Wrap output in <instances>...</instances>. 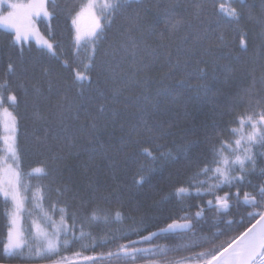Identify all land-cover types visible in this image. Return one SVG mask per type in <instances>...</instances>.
Returning a JSON list of instances; mask_svg holds the SVG:
<instances>
[{"label": "snow or ice", "instance_id": "6c2138e0", "mask_svg": "<svg viewBox=\"0 0 264 264\" xmlns=\"http://www.w3.org/2000/svg\"><path fill=\"white\" fill-rule=\"evenodd\" d=\"M230 7L225 11V5L221 2L216 6V0H212L213 11L210 16L218 17L217 29L220 34L214 41H209L206 48L197 57L195 48L178 47L173 51L170 46L160 44L156 48L144 45L143 54L137 59V50L140 43L135 38H130L128 43L122 44L125 49L131 48L132 64L135 71L127 79L121 78L117 85L114 75L108 74L110 64L101 59L97 62L98 49L96 41L101 39L105 30L104 19L109 17V25L116 15H123L130 21V27L126 30L129 34L132 31L140 32L141 35H158L161 40L166 38V33L174 31L180 24L184 23L183 17H176V5L169 0L166 7L159 9L158 16H149L150 8L145 0H105L100 9V15L93 12L94 26L91 29L89 42L93 44L91 51L87 55V63L84 64L86 70L96 69V80L85 71L75 70L73 83L88 81L94 87L85 90L83 86L78 88L74 99H69L67 95L61 96L55 105H50L48 111L42 112L39 104L42 100H47L43 88L39 84L32 85L34 122L44 125L43 135L35 137L38 146L44 147L49 141H54L62 147L51 155V164L60 171H66L71 175L74 168L80 169L83 177L110 175L113 181L112 193L116 199H120L123 185L118 181L117 172L122 164L127 163L125 150L133 144H140L138 139L147 135L149 138L159 139L167 135L168 129L176 126L172 120L161 121L159 117L170 109H183L185 119H191L192 114L187 110V105L193 101H199L211 105L213 116L224 115L223 108L230 109L232 116L231 124L237 125L229 129H220L217 121L213 118L211 124L202 122L200 133L203 140L186 139L185 143L178 146L173 154L172 150L161 152L159 156L154 155L151 147H142L139 154L149 160L159 161V171H163L171 164H179L186 161L191 165L193 159L199 161L200 156L196 151L201 143L210 144L211 160H205L203 167L194 174L185 184H180L173 188L164 197L165 200L180 202L186 196L192 194L193 190L197 196L202 194H214L224 187L236 188V192L225 191L223 195H215V201L208 200L209 209L214 208L216 218L231 229L233 225H244L243 231L230 236L217 243L221 235H224L219 227L216 231L208 234L198 233L195 228V221L203 218L205 209L198 207L194 217L185 213L179 219L182 222L173 220L165 228H160L157 232H149L147 235H139L141 229L132 227L134 234L139 235L137 240H128L127 243L119 244L115 251H108L99 256H82L81 252H73L72 256H61V250L68 251L73 245L91 237L93 243L96 238L91 232L85 231L86 226H90L93 221H98V209H93L91 217L85 215L81 217L77 213L71 216V223L68 222L65 208H60L59 222L53 219L48 212L43 209L44 195L41 192L43 185L38 187L33 194V203L40 209V218L33 219L31 239L26 237V232L20 223L21 214L24 212V201L27 197L23 194L28 191V185L24 182L21 171L20 156L17 145V117L3 108V112L9 117L5 122L4 142L8 156L3 158L6 162L11 159L12 163L6 168H0V196L4 198L7 205L11 202V208L6 209L8 216V228L6 242L3 243L4 258L20 259H40L48 260L50 264H101L107 260L109 264L113 261L116 264H136V261L143 260L145 264H264V182L253 184L249 179L251 176L259 175L264 177V167L258 169L259 158L264 157V53L249 64L242 61L239 55L233 53L231 42L226 39V33L221 28L219 18L227 17L224 28L230 29L234 37L239 36V48L246 52L248 49V32L243 27L245 22L254 21L260 28V36L264 40V0L259 2V10L255 11L256 4L249 0H229ZM51 5V11L48 5ZM6 5L10 11L6 16H0V24L14 30L10 43L20 44L26 42L30 36H36L37 42L46 47L50 52L54 45L49 40L40 36L34 26V19L43 16L51 21L56 15L59 6L56 0H33L28 5L9 3L8 0H0V6ZM97 7L95 3L88 5L89 10ZM194 9V19L198 21V31L190 33L193 41H200L203 37L200 32L207 33L212 29L213 21L210 16H204L206 4L195 2L186 5ZM23 10V17L27 20V27L22 30L17 22ZM81 12L72 16V9H67V15L71 17V23L76 29V43L79 47L83 39L79 27L78 18ZM163 24L164 31H158V26ZM185 41L189 36H185ZM264 48V43H262ZM212 49L225 50L220 56H213L210 60L204 59L211 53ZM54 54V53H53ZM105 55H109L106 51ZM114 55V53H113ZM21 64L19 71L24 73L27 69L23 66V51L20 52ZM67 65V61H64ZM18 66L11 61L8 63L7 72L15 75ZM143 72V76L139 73ZM155 72V75L152 73ZM257 72L259 73V83L261 88L256 90ZM44 76H48V70L44 69ZM244 78L251 77L248 87L241 88L235 97H232L227 104H221L222 97L228 98L225 91L230 88L237 76ZM48 91H53L54 85L49 79ZM136 86L140 89L136 95H124L129 86ZM9 82L5 80L0 84V105L3 104L2 91L8 88ZM24 88L23 82L18 85ZM26 91V89H25ZM11 104L18 102V97L11 92L7 96ZM243 108L242 111H235ZM136 123L131 125L127 135L119 137V146L113 145L118 131H123L125 127L126 114L129 110ZM220 109L221 111L217 112ZM166 126V127H165ZM194 125V129H195ZM250 131H246L249 129ZM227 131L235 139L224 137ZM210 133L214 134L210 135ZM125 153V159H120ZM202 155V153H201ZM70 162V163H66ZM157 168H141L140 174L134 179L136 186H142L152 178V174ZM179 171V169H178ZM47 165L36 167L31 170L29 176H35L37 180L49 175ZM207 177V180H196L199 176ZM7 177V179H5ZM208 180L215 181L204 185ZM105 185L99 179H88L83 186V192L79 190L73 193V198L79 199L82 206L100 199L108 200L102 195ZM250 187L252 191H244L241 197V188ZM71 189L65 186L63 189L57 188L58 194H66ZM203 190V191H202ZM247 206L253 211L247 213V218L240 221L234 219L224 220L230 209ZM55 211V204L52 206ZM105 223H109V216L103 217ZM120 212H116L113 222H121ZM142 223V221H141ZM177 230L191 233L185 243L178 248H169L164 245L153 244L152 241L161 233H174ZM126 238V234L122 233ZM115 238V237H113ZM34 242V243H33ZM205 245H208L205 247ZM87 244H81L82 249H87ZM201 248V251H191ZM178 251H189L190 254L178 258H169V253ZM58 257V259H53Z\"/></svg>", "mask_w": 264, "mask_h": 264}, {"label": "trees", "instance_id": "16d2710c", "mask_svg": "<svg viewBox=\"0 0 264 264\" xmlns=\"http://www.w3.org/2000/svg\"><path fill=\"white\" fill-rule=\"evenodd\" d=\"M19 1V2H26ZM86 0H56L59 9L57 15L51 20L45 19L43 16L37 21V29L44 39L49 40L54 45L53 51L50 52L46 47L37 42L36 36H30L26 42L20 44L10 43L12 36L15 35L13 30H6L0 28V84H4L5 80L9 82L8 88L2 91L3 104L0 106L6 107L13 115L17 117V145L18 154L20 156L21 171L23 173L24 182L29 186L28 191L25 194L26 200V213L25 222L27 221V213L35 215L40 212L39 208H36L33 201V194L36 189L43 185L41 192L44 195L43 209L53 217L54 220L59 222L60 208H65L67 212L68 222L71 223V216L73 213L79 214L81 217L85 215L91 217L93 209H98L97 215L100 216L98 221H93L90 226L85 227V231L91 232L92 237H95V243H93L91 237L78 242L73 245L68 251L61 250V256L71 257L73 252H81L82 256H99L102 253L108 251H115L116 247L121 243H127V241L135 240L139 238V235H146L149 232L163 228L172 223L173 220L180 221V217L185 213L194 217L198 207L205 209L203 218L195 221V228L198 233L208 234L216 231L219 227L224 231V235H221L217 240L219 243L222 240L229 238L230 236L237 234L239 231H243L244 225H233L231 229L223 223L222 220L216 218L215 209H209L207 205L208 200L215 201V195H223L225 191L236 192V188L229 189L224 187L222 190H218L214 194H202L197 196L193 190L192 194L186 196L183 201L165 200L164 197L173 190L174 187L180 184H185L190 178L194 177V174L199 171L200 167H203L205 160H211L210 144L201 143L196 151V155L200 156L199 161L193 159L191 165L186 161H182L179 164H171L167 166L162 172L159 171V161H151L142 154H139V149L142 147H151L154 155L159 156L161 152H167L172 150L173 154L177 151L178 146L185 143L186 139H200L203 140L200 133V124L207 122L211 124L214 118L220 129H229L237 125L231 124L232 116L229 114L230 109L225 107L222 111L224 115L213 116L211 112V105L203 102L193 101L187 105V110L192 114L191 119H185L183 116V109H170L162 114L159 119L161 121L172 120L176 126L168 129V134L162 138L155 139L149 138L147 135L138 139L142 140L140 144H133L125 150L127 163L122 164L121 169L117 172L118 181L123 185L120 193V199H116L115 194L112 193L113 181L110 179V175L101 174L99 177L93 176L91 173L89 177H83L80 174L79 168H74L71 175L66 171H60L58 168L51 164V155L56 153L62 147L54 141H49V144L44 147H40L35 139L38 135H43L44 125L34 122L32 118L33 112V96L32 85L39 84L44 91L47 100H42L39 107L42 112H47L50 105H55L61 96L67 95L69 99H74L77 95V90L81 85L87 91L94 87L89 85L88 81H83L74 84L75 70L85 71L87 75L92 77L93 82L96 80V69L84 68V64L87 63V55L91 51L93 44L90 45L86 42H81L78 47L74 39L73 26L71 23V17L67 15V9H72V16H74ZM11 2V1H10ZM176 5L175 14L176 17H183L184 23L180 24L174 31L166 33V38L161 40L158 35H141L140 32L132 31L130 34L126 31L130 27V21L123 15H116L109 25L106 16L104 19L105 30L101 39L96 41L97 62L104 59L109 62L110 67L108 69L109 75H114L117 85L120 84L121 78L127 79L133 74L135 68L132 64L131 48L125 49L122 44L128 43L130 38H135L140 43V49L137 50V59L143 54L142 49L144 45L156 48L160 44L170 46L173 51L178 47L195 48L197 57L200 52L207 47L209 41H214L220 34V29H217L218 17L210 16L213 11L212 0H202L206 4L204 16H210L213 21L212 29L207 33L200 32L203 37L200 41H193L190 33L195 34L198 31V21L194 19V9L186 7V5L193 2V0H172ZM195 2H201V0H195ZM225 5V11L230 7L229 0H216V6L219 7L220 3ZM250 3L256 4L255 11L259 10L260 0H249ZM18 3V2H17ZM145 3L150 8L149 16H158L159 9L156 5L159 4L160 8H164L168 5L169 0H145ZM19 4V3H18ZM6 6V5H5ZM51 11V5H48ZM24 20V22H23ZM23 15L18 19V23H21L25 28L27 27ZM221 28L226 33V39L231 42L233 53L240 56L242 61H246L249 64L256 60L261 53H264L262 48V40L260 36V28L254 21L245 22L243 27L248 32V49L243 52L239 48V36L234 37L233 32L230 29L224 28L227 23V17L222 15L219 18ZM0 27H5L1 25ZM9 28V27H6ZM158 31H164L163 24L158 26ZM188 35L189 39L185 41V36ZM23 51V66L27 69L26 72L21 73L19 71V65L21 64L20 52ZM109 55H105V52ZM225 50L212 49L209 55H206L204 59L210 60L213 56H220ZM54 53V54H53ZM114 53V55H113ZM11 61L18 66L17 73L15 75L7 72L8 63ZM64 61H67L65 65ZM44 69L48 70V76L43 75ZM155 75V72L152 73ZM144 73H139V76H143ZM257 83L255 85L256 90L259 91L261 85L259 83V73L257 72ZM51 79L54 88L51 93L48 91L47 81ZM23 82L25 87L19 88L18 85ZM251 83V77L237 78L232 82L230 88L225 91L228 93V98L222 97L220 99L221 104H227L228 101L235 97L241 88L248 87ZM26 89V91H25ZM140 89L134 85L129 86L124 95H136ZM15 94L18 97L17 104L13 105L8 101L7 96L9 93ZM243 108H237L235 111H242ZM132 111L126 114L124 121L125 127L123 131L116 133V138L113 140L115 147L119 146V137L127 135L131 129V125L135 124V118L132 116ZM221 111L220 109L217 112ZM194 125L196 126L194 129ZM166 127V126H165ZM246 131H250L246 129ZM210 135H213L210 133ZM1 136V132H0ZM224 137L229 139H235L227 131L224 132ZM3 150V144L0 138V155ZM125 153L121 154L120 159H125ZM202 153V155H201ZM70 163V162H66ZM49 175L43 179L37 180L35 176H29L33 168L45 167ZM157 168L152 174V178L149 183L142 186L134 185L133 181L141 172V168ZM264 167V157L259 158L258 169ZM179 169V171H178ZM99 179L101 184L105 185L102 195L108 197V200L100 199L98 201L90 202L86 206H82L79 199L73 198V193L78 190L82 193L83 186L88 182V179ZM196 180H207V177L201 175L195 178ZM249 179L253 184H259L264 182V177L259 175L251 176ZM215 181L208 180L204 185V188H208L209 184ZM65 186L71 190L66 194H58L57 188L63 189ZM203 191V190H202ZM244 191H252L250 187L241 188V197ZM55 204V211L52 206ZM11 208L9 203H4V198L0 196V264H50L48 260L40 259H20V258H4L3 257V243L6 242L8 216L6 215V209ZM253 211V209L241 205L240 207L233 206L227 215L223 217L224 220L229 218L236 221H240L242 217L247 218V213ZM116 212H120L122 216L121 222H113L115 220ZM109 216V223H105L103 217ZM142 221V223H141ZM132 227H139L141 229L139 235L130 231ZM26 237L31 239L29 228H25ZM122 233L126 234V238L122 236ZM191 233L178 231L174 233L160 234V236L152 241L153 244L164 245L169 248H178L185 243L187 237ZM115 237V238H113ZM81 244H87V249H82ZM208 245H205L207 247ZM201 248L192 249L191 251H201ZM189 251H178L169 253V258H178L180 256L189 255ZM58 259V257H53ZM84 264V263H83ZM101 264H109L107 260L102 261ZM112 264H116L115 261ZM136 264H145L143 260L136 261Z\"/></svg>", "mask_w": 264, "mask_h": 264}, {"label": "rangeland", "instance_id": "374dc122", "mask_svg": "<svg viewBox=\"0 0 264 264\" xmlns=\"http://www.w3.org/2000/svg\"><path fill=\"white\" fill-rule=\"evenodd\" d=\"M19 1H24V0H8L9 3H17L18 2L19 4H23V5H28V4L33 2V0H27L25 3L24 2H19ZM90 3H95L97 5V7L94 10L90 11L89 8H88V5ZM104 3H105V0H86L84 2V4L81 6V8L79 9L78 12H81V9L84 10L83 14L78 18V27H79L80 33H81V35L83 37L81 42H86V43L92 45V43L89 42L90 38L88 36V34L90 33L91 29L94 26V19H93V14L92 13L95 12L96 15H100V9L104 5ZM8 11H10V9L7 6H5V5L4 6H0V16H6ZM22 15H23V10H22L21 16ZM37 21H38V19H34V26L35 27H37ZM23 22H24V20H23ZM25 23L27 25V20L25 21ZM19 24L22 25L21 23H19ZM1 25H3V24H0V26ZM3 26H5V25H3ZM6 27L7 26H5L4 28L3 27H0V28L6 29V30H11V31L13 30L11 28H6ZM73 34H74V39H75V37H76V29H75L74 26H73ZM75 41H76V39H75ZM3 108H6V107L0 106V132H1L0 138H1V141H2V144H3V150H2V153L0 155V168H6L8 166V164L12 163L11 159H7L6 162L3 159V158L8 156L7 148H6V145H5V142H4V137L7 135V133L5 132L4 125H5V122L9 120V117L3 112ZM5 179H7V177H5ZM26 200L24 201V209L25 210L21 214L20 223H21V225L23 226L24 229L25 228H29V233H30V236H31L30 229L32 228V221H33V219H39L40 218V212L36 213L35 215H31V216H30V213H27V216L29 218H27V221L25 222L24 221L25 220L24 214L26 213ZM32 203H33V201H32ZM9 205L11 207V202H9ZM25 232H27V231L25 230Z\"/></svg>", "mask_w": 264, "mask_h": 264}, {"label": "water", "instance_id": "95a60500", "mask_svg": "<svg viewBox=\"0 0 264 264\" xmlns=\"http://www.w3.org/2000/svg\"><path fill=\"white\" fill-rule=\"evenodd\" d=\"M166 227V226H165ZM165 227H163V228H165ZM159 229H157V230H155V231H152V232H157ZM178 231H181V230H177L176 232H178ZM165 233H169V232H165ZM165 233H161V234H165ZM147 235V234H146ZM137 239H139V238H137ZM137 239H135V240H137ZM84 262L83 261H78V264H83Z\"/></svg>", "mask_w": 264, "mask_h": 264}, {"label": "flooded vegetation", "instance_id": "af4514ba", "mask_svg": "<svg viewBox=\"0 0 264 264\" xmlns=\"http://www.w3.org/2000/svg\"><path fill=\"white\" fill-rule=\"evenodd\" d=\"M21 26V28H22V30L25 28L23 25H20ZM13 32H14V30H13ZM15 33V32H14Z\"/></svg>", "mask_w": 264, "mask_h": 264}]
</instances>
